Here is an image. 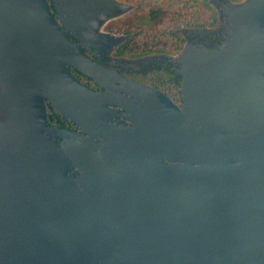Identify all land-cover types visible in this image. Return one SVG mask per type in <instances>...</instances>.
I'll return each mask as SVG.
<instances>
[{"label": "water", "instance_id": "95a60500", "mask_svg": "<svg viewBox=\"0 0 264 264\" xmlns=\"http://www.w3.org/2000/svg\"><path fill=\"white\" fill-rule=\"evenodd\" d=\"M208 4L178 107L83 51L132 6L0 0V264H264V0Z\"/></svg>", "mask_w": 264, "mask_h": 264}, {"label": "flooded vegetation", "instance_id": "af4514ba", "mask_svg": "<svg viewBox=\"0 0 264 264\" xmlns=\"http://www.w3.org/2000/svg\"><path fill=\"white\" fill-rule=\"evenodd\" d=\"M117 1L130 5L133 9L117 19L106 22L101 28V32L107 34L109 38L112 39V42L103 44L100 48L97 47L92 53L83 50L84 53L100 65L114 70L121 77L162 93L170 99L173 104L181 107L182 77L181 74H179L180 56L187 50L190 42L207 48H214L222 45L225 42L222 16L215 11L217 19L215 25L212 27H186L177 29L175 32L181 39L180 47L177 51L145 52V50L142 51L141 49L132 48L128 44V41L134 36V33L131 31L135 27L132 25L130 19L136 10V0ZM49 7L52 14H54L55 9L50 2ZM93 54H95L97 58H95ZM72 73L85 87L94 91H102L92 80L73 70ZM113 110L121 111L119 108H114ZM48 120L50 127H57L61 130L84 135L74 124L64 119L49 106ZM123 121L130 125L129 121L125 119H123Z\"/></svg>", "mask_w": 264, "mask_h": 264}, {"label": "trees", "instance_id": "16d2710c", "mask_svg": "<svg viewBox=\"0 0 264 264\" xmlns=\"http://www.w3.org/2000/svg\"><path fill=\"white\" fill-rule=\"evenodd\" d=\"M133 13L130 21L135 27L133 38L128 41L132 48L145 52H173L180 47L176 30L186 27H212L217 15L207 0H152ZM241 2L243 0H231Z\"/></svg>", "mask_w": 264, "mask_h": 264}, {"label": "rangeland", "instance_id": "374dc122", "mask_svg": "<svg viewBox=\"0 0 264 264\" xmlns=\"http://www.w3.org/2000/svg\"><path fill=\"white\" fill-rule=\"evenodd\" d=\"M163 0H159V2H161ZM165 1H169V0H165ZM153 2L152 0H136V10L135 12L138 10V8H140V6L144 5V4H147V3H151ZM207 4H208V0L206 1ZM210 5V4H209ZM212 7V6H211ZM213 8V7H212ZM134 12V13H135Z\"/></svg>", "mask_w": 264, "mask_h": 264}]
</instances>
